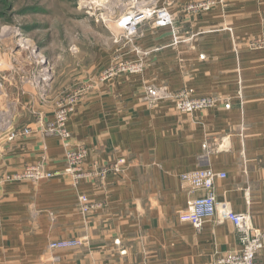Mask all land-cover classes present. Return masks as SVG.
<instances>
[{
	"label": "crops",
	"instance_id": "1",
	"mask_svg": "<svg viewBox=\"0 0 264 264\" xmlns=\"http://www.w3.org/2000/svg\"><path fill=\"white\" fill-rule=\"evenodd\" d=\"M169 1L174 26L146 24L135 39L151 54L145 72L98 82L68 122L75 145L89 152L87 169L124 160V172L77 188L66 176L0 183V264H214L240 251L234 225L213 219L197 231L178 217L192 196L204 194L191 196L180 176L203 169L227 175L215 183L219 203L249 212L254 227L264 229V49L244 48L246 41L264 42V0H221L201 15L185 11L198 0ZM110 60L102 52L97 62L104 69ZM150 86L221 102L181 114L173 103L146 101ZM35 122L23 120L19 127L32 126V133L3 147L2 177L45 156L48 171L64 172L62 145ZM81 196L102 208L82 215ZM73 238L85 244L48 248ZM257 263L264 264V250Z\"/></svg>",
	"mask_w": 264,
	"mask_h": 264
},
{
	"label": "rangeland",
	"instance_id": "2",
	"mask_svg": "<svg viewBox=\"0 0 264 264\" xmlns=\"http://www.w3.org/2000/svg\"><path fill=\"white\" fill-rule=\"evenodd\" d=\"M154 1L161 8L171 7L169 0ZM134 4L132 0H0V155L5 144L16 140L14 132L32 133V126L19 127L23 120L36 116L35 129L41 132L42 117L52 120L47 115L59 105L79 100L100 82L115 46L119 42L126 46L117 25L136 11ZM102 52L111 54L104 69L97 62ZM44 159L47 169L46 156L27 167ZM25 169L0 175V183H9L8 178Z\"/></svg>",
	"mask_w": 264,
	"mask_h": 264
},
{
	"label": "built area",
	"instance_id": "3",
	"mask_svg": "<svg viewBox=\"0 0 264 264\" xmlns=\"http://www.w3.org/2000/svg\"><path fill=\"white\" fill-rule=\"evenodd\" d=\"M136 11L122 18L117 27L125 34V47L115 49L111 64L103 71L99 78L100 84H107L122 76L140 75L145 71V60L149 53H141L135 47L134 40L139 35L145 22H150L156 28H167L174 26V15L169 7L161 8L154 0H132ZM221 3V0H201L186 6L185 11L190 15H201L211 11ZM228 31H232L230 28ZM119 42L118 44H120ZM126 48V49H125ZM254 51L264 49L262 39L246 41L245 47ZM126 51V52H125ZM129 56V57H128ZM134 57V58H133ZM146 101L151 103H173L177 112L191 114L215 108L220 100L214 97L194 98L187 92H171L167 86L148 87ZM78 100L59 105L54 109L52 120L41 119L42 133L45 137H55L59 140L65 152L66 168L64 172L53 173L46 169L45 159L34 167H27L23 173L11 177L16 182L31 181L40 182L50 180L56 176L70 178L72 186L77 188L82 182L99 177L106 180L111 174H122L126 165L124 160H118L109 165L94 163L90 169L85 164L89 152L84 146H76L73 143L72 134L68 130V122L75 112ZM224 108L230 109V103H224ZM30 134V129L24 132L13 133L16 139L20 136ZM8 178L6 182L12 179ZM225 173H217L212 169H203L187 172L180 176L183 187L187 188L190 195L203 192L202 196L191 197L187 202L186 209L179 212V221L192 225L200 231L203 224L208 220L218 219V222L228 221L234 225L238 232L240 251L229 252L218 257L214 264H258L257 256L264 250V229L254 227L252 216L247 213H235L224 204L217 201L215 183L226 179ZM13 182V181H11ZM102 208L99 204L91 203L86 197H79L78 209L84 216ZM85 244L82 239H66L50 243L49 250H66L81 247ZM58 262V258H54Z\"/></svg>",
	"mask_w": 264,
	"mask_h": 264
}]
</instances>
